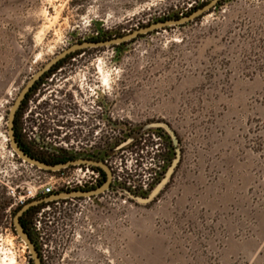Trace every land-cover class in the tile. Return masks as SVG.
<instances>
[{"label":"rangeland","instance_id":"obj_1","mask_svg":"<svg viewBox=\"0 0 264 264\" xmlns=\"http://www.w3.org/2000/svg\"><path fill=\"white\" fill-rule=\"evenodd\" d=\"M207 1L0 0V203L9 202L0 207V264H33L14 227L20 198L40 200L48 183L65 194L63 186L92 172H46L13 151L9 115L28 82L75 45L134 33ZM222 1L124 45L82 50L31 96L18 130L37 154L45 143L46 157L88 154L68 140L79 119L73 101L89 111L78 113L82 119L101 113L103 101L105 121L96 118L102 125L92 142L100 147L107 138L116 176L104 194L60 202L65 209L55 218L64 221L48 234L61 228L64 239L51 237L48 264H70L73 250L75 264H264V0ZM43 121L61 127L58 138L39 139ZM176 159L150 202L122 194L148 198ZM40 217L37 211L30 227L36 249Z\"/></svg>","mask_w":264,"mask_h":264},{"label":"water","instance_id":"obj_2","mask_svg":"<svg viewBox=\"0 0 264 264\" xmlns=\"http://www.w3.org/2000/svg\"><path fill=\"white\" fill-rule=\"evenodd\" d=\"M221 1L222 0H212L210 2V4L201 8L200 10H198L197 12H195L194 14H192L189 17L183 18L181 20H175V21H168V22L153 24L149 27L143 28L141 30H137L134 33H131L127 36H124V37H121L118 39H114V40L107 41V42H101V43H84V44L75 45V46L69 48L67 51H65L61 55H59L58 57H56L55 59H53L46 67H44L38 74H36L28 82V84L26 85V87L23 89V91L19 95L18 99L16 100L14 106L12 107L10 115H9V138H10L11 148L16 153V155L19 158H21L24 162L30 164L31 166L36 167V168L43 170V171H46V172H50V173L58 172L62 169H66V168L76 166V165H91L93 167L103 169L107 173V176H108L105 184L103 186L99 187L98 189H95L93 191H88V192H69V193L59 195V196L55 197L54 199L91 198V197H95V196H99L101 194H104L105 192H107L111 189L113 174L107 165H104L100 162H95V161L79 160V161L68 162L65 164L57 165V166H50V165L42 163V162L35 160L34 158L28 156L19 147L17 140H16V137H15V131H14L16 115H17V112L20 109L23 101L26 99L27 94L30 93V91L36 85V83L39 82L41 80V78L44 76V74L49 72L60 61L67 58L69 55L76 53L77 51L90 49V48H99V47H108V46H113V45H120V44H123L129 40H132L133 38H135L139 35L149 33L153 30L158 29V28L166 27V26H170V25H180V24L189 22L191 20H194V19L200 17L205 12H207L208 10H210L211 8H213L214 6L219 4ZM163 128L166 130L167 134L170 136L172 143H174V144L177 143L178 140H177L175 133L168 126H163ZM128 143L129 142H127L126 144H128ZM177 164H178V159H176L174 161V163H173L172 167L170 168L168 174L166 175L165 179L160 183V185L152 192V194L148 198H146V199L138 198L135 195H132L129 191H126L123 189L121 190L122 194L127 195L129 198L138 199L142 203L150 202L151 200H153V198L156 195L159 194L161 189L166 185L168 179L171 177L173 170L177 166ZM40 203H42V201L35 200V201H31V202L25 204L18 211V213L15 215V218H14V227H15L16 233L22 239V241L26 244V246H27V248H28V250L32 256L33 264H40L37 249H36L34 243L32 242V240L30 239L29 235L22 228L21 223H20V218L26 212H28L30 209L37 207Z\"/></svg>","mask_w":264,"mask_h":264},{"label":"flooded vegetation","instance_id":"obj_3","mask_svg":"<svg viewBox=\"0 0 264 264\" xmlns=\"http://www.w3.org/2000/svg\"><path fill=\"white\" fill-rule=\"evenodd\" d=\"M64 67H60V68H52L49 72L45 73L44 76L41 78L43 79L42 84L44 83L45 80L49 79L51 76H55V72L59 71V70H63ZM41 84V85H42ZM34 93L31 94V96ZM31 99V98H30ZM30 99L28 100V102L24 105L23 107V111L26 109L25 107L27 106V104L29 103ZM73 103L75 104V107L73 109H71L72 114L75 116V114L78 116L79 119L75 120L72 119L71 120V124H70V134H71V138H69L68 140L72 143V144H77L76 147V151H86L88 152V154H83V155H78V156H72V157H68L71 159V162L73 161H79V160H83V161H95V162H100L104 165L108 166V147H107V138L105 137V139H103V135L101 138V142L99 144L100 147H98L97 143H93L92 139L94 137L95 134H98V126L99 124L102 125L101 123L97 122L98 117H100V121L104 122V102L103 101H99V104H101L100 107H97V109H100L101 113H97L96 111L95 116L93 117L92 115L87 116L86 114H83L82 116L84 117V119H82V117L80 116L82 110L85 112H89L87 109L81 107V105H78L79 108L76 107V104L78 103V100L73 101ZM92 103L91 101H89V104ZM98 103H95V106ZM91 118V119H90ZM96 123H95V122ZM43 125L39 124V127L41 129V134H54L55 138H58L56 135H58L60 133V129L61 127L58 125H52L54 127L53 130L49 129V124L46 123V121L42 122ZM59 124V123H58ZM106 129V133L107 134V123L104 124V126ZM57 131H56V130ZM101 132H103V128L100 129ZM26 132V130H25ZM40 140H46V136L44 135L43 138L41 136H39ZM40 142V141H38ZM81 147H79V146ZM95 145V147H94ZM49 148L45 147V143H44V147L41 148V151H43L44 153H49L51 151H48ZM43 153V155L45 156V154ZM51 157L54 158H64L60 155V153H56L53 154ZM67 159V158H65ZM90 167H93L91 165H89ZM96 168V167H93ZM100 169V168H99ZM106 177L107 179V173L101 169V181H100V185L102 184V186L105 184L104 183V178ZM107 181V180H106ZM58 195H50V196H45V197H41L40 201H42V203H40L36 208L38 211V214L41 215V220L43 221V225H42V232L40 233V238L37 244V253H38V258L40 261V264H48L49 263V258L47 257V252L46 249L50 248L51 245L54 244V240L51 239L52 238H56V239H64L61 235L59 236L60 232H61V228H59L58 230L55 229L54 227V232L57 231L58 232V236L55 234H48L51 227L53 225H60V221H64L63 219H61L60 221L57 220L55 218L56 215H60L62 214V210L65 209L61 206L60 202L66 201V199H54L55 197H57ZM97 197V196H95ZM70 199V198H69ZM63 206H71L68 203H63ZM75 206V205H74ZM52 207H60V208H53ZM39 211H41L39 213ZM49 211L50 214H46L45 212ZM53 215V217H51L50 215ZM48 216V217H47ZM52 220V221H51ZM50 225V226H49ZM73 241H74V234H69V236L67 237V243L68 246L73 245ZM76 254L75 251H72V257L69 258V262L70 264H75L76 262ZM61 256H59V261H61L60 259ZM64 261V260H63Z\"/></svg>","mask_w":264,"mask_h":264},{"label":"trees","instance_id":"obj_4","mask_svg":"<svg viewBox=\"0 0 264 264\" xmlns=\"http://www.w3.org/2000/svg\"><path fill=\"white\" fill-rule=\"evenodd\" d=\"M211 2V1H210ZM210 2H204V3H202L201 5H199L198 7H194L193 9H191L190 11H189V13L187 14V15H184V16H179V15H175L174 17H172V18H166V19H164V21H160L159 23H163V22H168V21H175V20H181V19H183V18H186V17H189V16H191L192 14H194L195 12H197L198 10H200L201 8H203V7H205V6H207L208 4H210ZM222 2L223 1H221L220 3H219V6L222 4ZM149 26H151L150 24H148V25H146L145 27H143V28H146V27H149ZM142 28V29H143ZM131 34V33H130ZM129 35V34H128ZM124 36H127V35H122V36H119V37H115V38H107V39H104V38H97V39H90V41L89 42H85V43H101V42H107V41H111V40H114V39H118V38H121V37H124ZM80 44H84V43H80ZM124 45V44H123ZM85 50H87V49H85ZM82 52V50L81 51H77L76 53H73V54H71V55H69L67 58H65V59H63L62 61H60L55 67H53V68H60V67H63L66 63H67V61H70V60H72V59H74L76 56H78L79 54H77V53H81ZM42 82H43V79H41L39 82H37L36 83V85L32 88V90L30 91V93L29 94H27V97H26V99L23 101V103H22V105H21V107H20V109L18 110V112H17V115H16V119H15V127H14V131H15V137H16V140H17V143H18V145H19V147L28 155V156H30V157H32V158H34L35 160H38V161H40V162H42V163H45V164H47V165H50V166H57V165H61V164H65V163H68V162H71V159L70 158H67V159H65V158H54V157H46V156H44V155H42V154H37V153H35V152H33L29 147H27L26 145H25V143L23 142V139H22V135H21V133L22 132H20L19 133V130H18V120H19V117L21 116V113L23 112V107H24V105L28 102V100L31 98V94L32 93H35L37 90H38V88L41 86V84H42ZM170 139V138H169ZM130 142V141H129ZM171 143H172V141H171ZM109 152V151H108ZM108 156H109V154H108ZM95 169H97V170H99V171H101V169H99V168H95ZM106 177L104 178V183L106 182ZM102 186V184L101 185H99L98 186V188L99 187H101ZM96 188H91V189H89V191H92V190H95ZM123 190H126V189H123ZM126 191H128V190H126ZM29 202H31V201H28L27 203H29ZM27 203H25V204H27ZM24 204V205H25ZM8 205H9V202H7V201H3L2 203H0V207H4V208H6V207H8ZM23 205V206H24ZM23 206H21L19 209H17V211H16V214L18 213V211L23 207ZM36 212H37V208L36 207H34V208H32V209H30L28 212H26L21 218H20V223H21V226H22V228L24 229V231L29 235V237H30V239L32 240V242H33V236H32V233H31V231H30V227H31V221H32V219H33V216L36 214ZM34 243V242H33ZM33 263V262H32Z\"/></svg>","mask_w":264,"mask_h":264},{"label":"built area","instance_id":"obj_5","mask_svg":"<svg viewBox=\"0 0 264 264\" xmlns=\"http://www.w3.org/2000/svg\"><path fill=\"white\" fill-rule=\"evenodd\" d=\"M76 166H81V169H87V173L90 172V170H92L91 172V178H89L90 180H85L83 182H80L79 185H76L75 187H65L63 186L62 187V191L63 192H66V193H69V192H88L89 189L91 188H96L98 189V186L100 185V181H101V171L93 168V167H90L89 165H76ZM72 167H75V166H72ZM70 168V167H69ZM68 169V168H66ZM63 171H59L60 174L62 176L65 175L64 173V169H62ZM115 173L113 174V179H112V183L113 181L115 180ZM57 188L55 186V184H52V183H48L46 185H44L41 189V192L39 193L42 197H45V196H50V195H55L57 194L56 191ZM134 190H137V187H134ZM93 191V190H92ZM9 196H12L13 198L16 197V192L13 190V191H10L8 193ZM32 197L31 198H35L38 194L36 195H33L31 194ZM20 204L23 206L25 204V200L24 198H20Z\"/></svg>","mask_w":264,"mask_h":264},{"label":"bare ground","instance_id":"obj_6","mask_svg":"<svg viewBox=\"0 0 264 264\" xmlns=\"http://www.w3.org/2000/svg\"><path fill=\"white\" fill-rule=\"evenodd\" d=\"M12 262H14V260H12Z\"/></svg>","mask_w":264,"mask_h":264}]
</instances>
